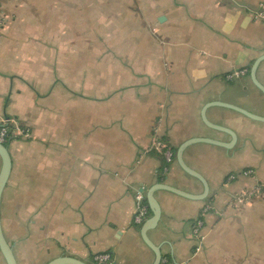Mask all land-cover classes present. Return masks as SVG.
<instances>
[{"label":"crops","instance_id":"1","mask_svg":"<svg viewBox=\"0 0 264 264\" xmlns=\"http://www.w3.org/2000/svg\"><path fill=\"white\" fill-rule=\"evenodd\" d=\"M261 3L0 0V125L17 121L31 134L6 143L0 219L17 264L64 255L93 264L102 252L113 264H151L135 195L157 184L202 192L158 150L176 153L193 138L228 144L197 142L183 153L206 180L211 208L158 190L149 239L168 264H264V122L219 105L264 117L250 76L264 55ZM235 70L246 71L229 79ZM256 79L264 87V60Z\"/></svg>","mask_w":264,"mask_h":264},{"label":"water","instance_id":"2","mask_svg":"<svg viewBox=\"0 0 264 264\" xmlns=\"http://www.w3.org/2000/svg\"><path fill=\"white\" fill-rule=\"evenodd\" d=\"M263 60H264V55L258 57L254 61L250 69V76H251L253 83L264 93V87L256 79L257 68ZM219 105L225 108L231 109L252 120L264 122V117L255 115L238 106L226 104V103H219ZM202 118L205 124H207L209 127L220 130V131L228 132L232 136V140H234L235 136L231 131H229V129L218 126V125L211 124L210 122H208L204 114L202 115ZM197 142H205L208 144H213V145H218V146H228V144L225 145L222 142L212 140V139H205V138L189 139V140L184 141L178 146L176 153H175L176 161L178 165L180 166V168L186 174L197 179L202 184L203 190L199 194H192L184 190H181L179 188H175V187L165 185V184L153 185L146 191L145 199L149 207L150 215L142 223L141 228H140V235L144 243L153 252V260L151 264H160V261L162 258V253H161L160 248L157 245H155L148 237V231L156 227V225L158 224L160 220V215H161L160 205L154 196L155 192L158 190H166L168 192H171L183 198H187V199L195 200V201H203L208 196L209 188H208V184L206 180L204 179V177L200 175L198 172H196L195 170H193L192 168H190L184 162V159H183V153L186 150V148H188L189 146ZM0 160H1V167H0V202H1L2 192L6 185V182L8 180L10 170H11V158H10L9 151H8L7 146L2 143H0ZM0 254L3 257L5 264H17L13 250L11 246L8 244L4 236L2 226H1V219H0ZM45 264H91V263L75 258L73 256L64 255V256L55 257L49 260Z\"/></svg>","mask_w":264,"mask_h":264},{"label":"built area","instance_id":"3","mask_svg":"<svg viewBox=\"0 0 264 264\" xmlns=\"http://www.w3.org/2000/svg\"><path fill=\"white\" fill-rule=\"evenodd\" d=\"M254 18L255 19H264V4H259L257 10L254 12ZM1 24V20H0ZM246 70H235L232 73H230L227 77L229 79L233 77H237L241 74H244ZM17 136H21L24 138H29L31 136L29 129L25 128L22 124L18 123L17 121H10V120H4L0 125V143L5 144L8 141L12 140L13 138H16ZM159 145V143H157ZM159 146L156 147L158 149ZM159 152H161L164 156V159L166 161V164H170L172 162V151L169 147L158 149ZM167 168V167H166ZM252 170H244L242 174L244 175H250L252 174ZM235 175L231 174L227 177V181L234 179ZM255 191H258V188H256ZM251 195L250 192L246 194H241L239 197L235 198L234 201L237 204H240L245 200V198L249 197ZM211 208V203H207L204 210H208ZM150 215L149 207L146 203L145 197L141 192H138L135 195V208H134V217L133 221L136 224H142L144 220ZM202 227V220H198L196 224L193 227V233L196 235L197 238L202 239V236H200L199 229ZM93 264H113V258L110 254V252H102L93 255L92 257ZM160 264H168L166 259L161 258Z\"/></svg>","mask_w":264,"mask_h":264},{"label":"trees","instance_id":"4","mask_svg":"<svg viewBox=\"0 0 264 264\" xmlns=\"http://www.w3.org/2000/svg\"><path fill=\"white\" fill-rule=\"evenodd\" d=\"M5 145H6V143H5ZM170 150L172 151V155H173V156H172V162H173V160H174V156H175V155H174V154H175V150H172L171 148H170ZM204 201H205V203H207V202H209V199L206 198ZM146 203H147V202H146Z\"/></svg>","mask_w":264,"mask_h":264},{"label":"flooded vegetation","instance_id":"5","mask_svg":"<svg viewBox=\"0 0 264 264\" xmlns=\"http://www.w3.org/2000/svg\"><path fill=\"white\" fill-rule=\"evenodd\" d=\"M146 200V199H145Z\"/></svg>","mask_w":264,"mask_h":264}]
</instances>
